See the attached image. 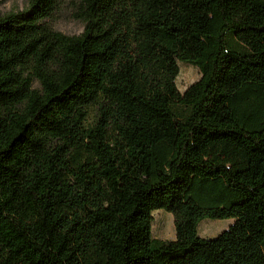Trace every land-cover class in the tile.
<instances>
[{"label": "trees", "instance_id": "trees-1", "mask_svg": "<svg viewBox=\"0 0 264 264\" xmlns=\"http://www.w3.org/2000/svg\"><path fill=\"white\" fill-rule=\"evenodd\" d=\"M73 2L0 13V264H264V0Z\"/></svg>", "mask_w": 264, "mask_h": 264}, {"label": "rangeland", "instance_id": "rangeland-1", "mask_svg": "<svg viewBox=\"0 0 264 264\" xmlns=\"http://www.w3.org/2000/svg\"><path fill=\"white\" fill-rule=\"evenodd\" d=\"M29 0H0V13L21 12ZM53 28L68 36H76L82 33L84 24L74 17L73 0H64L61 9L51 21ZM201 78L197 67L185 62H179V74L176 78V86L184 93L189 86ZM36 85V84H35ZM152 236L158 240L171 241L176 238V229L172 214L158 210L152 213ZM235 222L234 219H204L199 224V235L203 238L212 239L229 229Z\"/></svg>", "mask_w": 264, "mask_h": 264}]
</instances>
